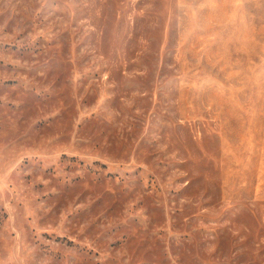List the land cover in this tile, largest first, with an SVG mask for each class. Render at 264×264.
I'll use <instances>...</instances> for the list:
<instances>
[{
	"label": "rangeland",
	"instance_id": "374dc122",
	"mask_svg": "<svg viewBox=\"0 0 264 264\" xmlns=\"http://www.w3.org/2000/svg\"><path fill=\"white\" fill-rule=\"evenodd\" d=\"M0 264H264V0H0Z\"/></svg>",
	"mask_w": 264,
	"mask_h": 264
}]
</instances>
